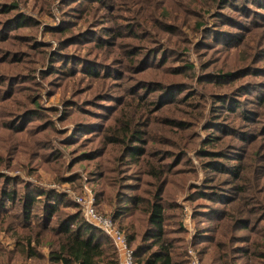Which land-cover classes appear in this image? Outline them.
Masks as SVG:
<instances>
[{
  "label": "rangeland",
  "instance_id": "374dc122",
  "mask_svg": "<svg viewBox=\"0 0 264 264\" xmlns=\"http://www.w3.org/2000/svg\"><path fill=\"white\" fill-rule=\"evenodd\" d=\"M0 4V200L10 181L17 196L5 198L0 209V255L11 264H58L45 244L39 257L23 253L17 222L26 192L35 201V229L59 220L42 217L48 194L57 196L50 209L60 203V214H84L78 198L93 197L98 212L121 230L135 235L127 228L134 223L140 234L134 250L152 227L143 210L131 216L133 199L150 200L147 191L155 190L145 164L165 162L168 236L179 258L192 248L203 264H218L217 255H228L234 264H264L257 256L264 251V235L255 238L253 249L247 239L259 221L264 226V0ZM129 47L137 48L139 62L123 70ZM188 63L193 70L176 73L170 67ZM110 69L125 80L116 81ZM186 88L196 90L200 101L177 112L171 105ZM136 94L154 102L151 110L162 107L141 127L150 152L146 163L145 157L129 161L120 146L113 151L108 128L126 95ZM36 109L40 114L32 117ZM165 117L191 126H169ZM157 142H178L180 149L171 146L169 157L157 156ZM216 161L221 168L210 165ZM235 199L263 211L252 227L229 215ZM123 208L127 212L115 217Z\"/></svg>",
  "mask_w": 264,
  "mask_h": 264
},
{
  "label": "trees",
  "instance_id": "16d2710c",
  "mask_svg": "<svg viewBox=\"0 0 264 264\" xmlns=\"http://www.w3.org/2000/svg\"><path fill=\"white\" fill-rule=\"evenodd\" d=\"M1 6V4H0ZM9 9H5L3 12H8ZM78 12V10H75ZM120 35V34H119ZM1 36V35H0ZM128 54L127 57H124L122 69H131L135 64L139 62L134 57L139 55V51L135 47H129L126 50ZM154 49L151 50V55H153ZM131 57V58H129ZM165 65V63H164ZM176 73H181L184 70H193L191 64H187L183 67L170 66ZM112 68V67H111ZM97 72H90L91 75L96 74ZM110 75L119 81L118 79L125 80L124 75L116 74L110 69ZM162 83V82H159ZM161 88L162 84H158ZM124 87V85H122ZM144 90L147 88V85H144ZM152 89V88H151ZM188 92L181 94L175 102L171 105L175 107L177 112H183L184 109L180 105H191L195 106L200 101L201 95L194 89L186 88ZM153 91V90H151ZM123 94H126V88H123ZM154 102L147 100L138 94L134 96L126 95V100L121 105V108L117 114H114L109 121L108 128L111 129L113 135L111 136V147L115 151L119 146L125 153V157L130 160L140 161L139 159L145 157L148 159L149 153L144 148L146 145V140L144 137V131L142 130L143 123L145 121L150 122L155 119V113L162 110V107H157L155 110H151L154 107ZM127 109H130L128 112ZM167 110H172V107H168ZM120 112H125V116L120 118ZM34 114H40V110L36 109L33 112L32 117H36ZM167 118V119H166ZM166 123L169 126H176L182 129L191 126V122L188 120L177 119L173 117H165ZM244 135V134H243ZM163 141H170L168 136H163L161 138ZM148 143V142H147ZM160 145V150L152 151L157 153V156L166 155L169 157V147L174 146L177 149H180V143L178 142H157ZM210 143V142H208ZM213 143V140H211ZM214 145V144H213ZM220 155H224L219 154ZM126 161V160H125ZM148 167L147 176L151 179H155L152 185L155 186V190L148 192L152 195L150 200L139 196L138 199H133V203L137 206L131 216H135V212L138 209H141L145 213L146 221L152 226L148 233H145L144 240L147 242L149 239L152 240L151 243L141 242L134 249V258L136 264H190L189 257L180 259L178 254L175 252V246L172 238L168 236L167 228V214L165 207V198H164V189L168 184V179L163 178L166 173L165 162L161 164H156L154 162H148L145 164ZM211 166H217L221 168L218 162H213ZM227 169V168H225ZM165 180L167 183L164 184ZM149 180H146L145 185H149ZM237 191L241 193H246V191L240 188H237ZM208 195H211L209 192ZM218 193H214V196ZM48 194L43 202L44 214L42 217L47 219L59 217V220L56 225L53 224H43L39 223L37 229L32 224V210L34 207V199L27 195V192L24 193V196H20L19 203L23 204V213L21 214L20 219L17 222V227L23 229L24 238L21 242L24 244L23 253L30 257H39L43 255L41 247L45 244L49 248V258L58 263V264H118V253L113 245L112 241L108 236L102 233L100 230L95 228L92 225L87 224V221L84 217L83 211L78 210L70 214H60L58 213L59 204H55V207H51L53 200L58 199L57 196ZM241 198L243 196H240ZM14 201L17 196L13 188V182H9V188L2 191V198L0 200V209L5 207L4 199ZM167 203V202H166ZM229 215L232 219L240 221L244 220L246 223L250 221L251 227L254 225L256 220L262 217L263 211L261 209H256L254 206H250L246 199L233 200L230 204ZM141 206V207H140ZM126 210L120 209L117 211L115 217L124 215ZM246 219V220H245ZM1 221V219H0ZM241 223V222H240ZM120 228V227H119ZM127 228L129 231H135V235L131 232H125L128 237L129 245L132 247V243L135 241L136 235V226L133 222L127 223ZM259 235H264V226L260 224V221L257 224V228L254 230L252 236H247V239L250 242L251 249H253L258 241L255 239ZM256 251V250H254ZM261 251V250H260ZM5 253V251H3ZM12 252H9L10 255ZM261 254L257 255L259 258H264V251L260 252ZM226 257V258H225ZM221 257L220 255L216 256V262L218 264H234L228 255ZM0 259L4 261V264L9 263L10 258L6 259L5 256L0 255ZM1 260V261H2ZM6 261V263H5ZM248 264H257V263H248Z\"/></svg>",
  "mask_w": 264,
  "mask_h": 264
},
{
  "label": "built area",
  "instance_id": "2783aa9c",
  "mask_svg": "<svg viewBox=\"0 0 264 264\" xmlns=\"http://www.w3.org/2000/svg\"><path fill=\"white\" fill-rule=\"evenodd\" d=\"M78 202L84 210L87 223L100 229L114 244L119 256V264H136L134 250L129 245L125 232L115 224L112 218L98 212L93 197H79ZM188 257L190 264H203L192 248L188 250ZM0 264L3 263L0 262Z\"/></svg>",
  "mask_w": 264,
  "mask_h": 264
}]
</instances>
